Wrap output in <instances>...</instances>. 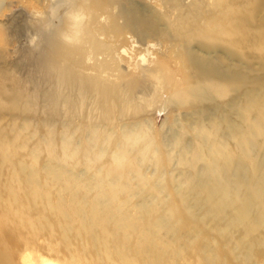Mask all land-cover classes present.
Segmentation results:
<instances>
[{
  "label": "rangeland",
  "instance_id": "obj_1",
  "mask_svg": "<svg viewBox=\"0 0 264 264\" xmlns=\"http://www.w3.org/2000/svg\"><path fill=\"white\" fill-rule=\"evenodd\" d=\"M215 1L112 0L99 19L109 32L96 33L111 51L99 58L109 59L103 72L87 53L52 52L48 31L65 0H0V89L7 83L24 100L12 107L0 93V264H150L153 254L157 264H264V225L248 233L229 203L209 214L189 183L221 160L220 143L244 160L224 119L248 126L264 149V0ZM122 9L154 33L141 40L124 16L114 25L108 14ZM202 61L251 75L214 79L196 67ZM194 84L206 87L202 105L186 102ZM91 95L109 109L95 108ZM246 95H258V106ZM109 203L117 224L94 213ZM120 218L137 233L117 230Z\"/></svg>",
  "mask_w": 264,
  "mask_h": 264
},
{
  "label": "bare ground",
  "instance_id": "obj_2",
  "mask_svg": "<svg viewBox=\"0 0 264 264\" xmlns=\"http://www.w3.org/2000/svg\"><path fill=\"white\" fill-rule=\"evenodd\" d=\"M105 2L106 3L103 4L99 0H65V3L62 4L63 6H61V2H60V4H59L61 6L60 10L58 12L53 11L54 12L53 15L56 16V18H55V20H53V22L57 23V24L60 23L62 25L58 26L59 24L58 25L56 24V26H54L52 28H50L48 26L50 28V30L48 32H50V33L52 32L51 34H53L54 43H55V45L53 46L54 50H52V52L54 54H59V55L63 56L64 59H66V60L68 59V57L73 56V54L79 56V54L82 55V53L83 54L87 53L86 55H88L89 60L95 62L97 68H102V71L106 72L107 70H105V67H108V66H106L107 64H105V61H107L109 59L108 58L106 60L104 59L101 63H99V65H98V61L100 60L99 59L100 56L107 54V53L109 54V53H111V51L109 48L106 49L104 47L103 43L101 44V42H100L101 40L99 41V39L96 35V33H97L99 36L100 35L105 36L104 33L109 32L108 29L105 28L104 26H102L99 22L100 15L101 14L103 15V12L106 10V6H110V4H112V0H105ZM67 6L69 8L66 10L80 9L83 12H85L86 16H87L86 23L84 24L82 36H81L79 42L75 43V44H71V45L66 44L65 42H63L60 39V32L63 30V28L65 26L64 12L66 10H64V8ZM229 8H231V6ZM55 9L57 10L58 8H55ZM130 13H132V12H130V11L128 12L126 9H122L121 11H119L118 16L108 14V17L111 19V22L115 25V23L117 22V19H120L122 16H124L123 18H125L126 27H128L129 29L133 28V30H138V31L140 29L144 30V31L141 30L142 33H140V35H139L141 40H142V38L146 39L147 37H149V35L151 36V34L154 33V31H153L154 27L153 26L151 27L150 25L146 24L145 22L142 23L143 21L140 22L138 20V17H136V16L131 18ZM135 13L136 12L134 11V14ZM50 16L52 17V15H50ZM51 17H49V19ZM53 22H50V25ZM208 24H210V23H208ZM37 25H38V23H37ZM48 27L46 29H49ZM57 27H59V28H57ZM115 27H117V26H115ZM112 28H113V26L110 27V29H112ZM41 29H39V30H41ZM112 62L113 61H111L110 63H112ZM208 63L209 62H206V61L203 62L202 61L201 63L196 65V67H198V68L200 67L201 69H203L205 71L215 72V75H213L214 79H218V78L225 79L226 78L227 80H231V81H239L241 78L242 80H245L244 82H247L246 80H248L249 75H251L248 73L249 71H246L248 74L247 73L241 74V72H239L241 69H239L237 66H234V67H231L229 71L227 69L225 70V73L227 75L226 76L223 72H220L217 67L215 68L213 66V64L210 65ZM49 64H50V72H51L56 67V64L53 62H51ZM112 64H113L112 66H114L115 63L113 62ZM108 65H109V67L111 66L110 64H108ZM114 67H112V68L114 69ZM112 68H110V69L108 68L109 71ZM111 71L114 72V70H111ZM149 73H151V72H149ZM219 74H221V75H219ZM64 75L66 76L67 74H64ZM214 79L212 80L214 82L213 84L218 85L219 81H216ZM248 82H250V81H248ZM78 83H80V82H78ZM209 84L212 85L211 80L209 81ZM193 86L194 87L191 89H192V92L194 93V95H196V96L193 98H187L186 102L193 103V104H195V102H196L197 104L202 105L203 102L200 98L204 97V95H202V94H205V92H206L205 88L206 87H203L200 85L196 86L195 84ZM81 87L82 86H80V88ZM96 88L97 87H95V89ZM106 89H108V88H106ZM2 92L4 95L9 96V98H10L7 100L6 105L10 104L12 107H18L19 105H22L21 103L24 100L22 99L21 94H19V93L13 94L12 89L8 86L7 83H3V86L0 89V93H2ZM258 94H260V91L258 92ZM198 95H201V96L198 97ZM189 96H190V92L188 93V97ZM257 96L258 95H256L254 100H253V97H249V95H246V98H247L248 102L251 101V102H253L254 106H258L257 104L260 100H259V97H257ZM2 100H4V99H2L0 97V105H2L1 104ZM203 101L211 102L212 100L206 99V97H205ZM56 102L57 101H53L51 103V106L56 104ZM90 102H92V105L95 108H98L99 110L100 109L104 110V112H106V110L109 109L108 108V106H109V104H108L109 100L108 99L100 100L98 98H94L91 95L90 96ZM140 106H141V103L139 102V103H136L134 105H131V107H130V105H128L127 108H128V110L131 111V109L136 110ZM235 106H236L235 102H232L225 107L233 108ZM53 107H55V106H53ZM242 116H240V115L237 116L236 120H238V119L240 120ZM221 119H224V116L221 117ZM223 121L224 122L221 125L227 126L228 130L230 131L229 134L231 136L233 135L232 136L233 138H236V147H237L236 149H238L240 157L244 158V160H242V161L237 160V158L234 157V155H232L231 152L227 151L224 143H220L215 148L216 149L215 152L220 154L221 157H219V159H221V160L220 161L214 160L211 163V165H208L209 164L208 163L207 165L204 164L203 166L202 165L200 166L198 163L202 160L201 154L198 152L196 154L194 153L195 154L194 160L198 164L197 166L194 165V168L200 166V169H198L197 174L189 182L190 188L194 189V192H196V197L198 196L200 198V200L202 199V197H204V203L210 205V211L208 212L209 214H215L216 212L224 213L225 212L224 209L228 205V203L233 204L236 210H235V214H234L235 217L232 221L235 220L237 222H241V224H243V226L247 229V232L250 233V232H252L251 230L255 229L256 227L259 226V228H261V226L264 225V176L261 177V175H260V174H264V149L261 151V147H259L257 143L255 144L254 138H252L253 134H252V132H250L251 130L248 126L242 127L240 121L238 123H235L231 119H228V120L224 119ZM209 151H212V150H209ZM185 155H183L184 158H185ZM260 156H263V160H262L261 164H259V161H256L257 158H260ZM249 164H251V166ZM249 168L251 171L249 170ZM250 172L252 174V177L250 179H248V175ZM111 205L112 204L109 203L106 206L108 208L106 211V210L101 209L100 204H97L94 206V213H95V215H99V214L103 213V215H105L104 218L106 220L114 221L117 224L119 217L116 216V214L112 213L113 211L110 210ZM252 216H253V219L257 218L256 223L254 225H250V220H251L250 217H252ZM120 219L122 220V222L119 223V225H117L118 226L117 230H121L122 232H129V231L131 232L132 231L134 233L137 230H139V227H137L133 222H130L124 218H120ZM229 221H230L229 224H233L231 219ZM167 226H168L167 223L162 219L159 220L156 224V228H159V229H164ZM141 232L145 233L143 236V239L146 241L149 237L148 236L149 232H145V231H141ZM123 246H125V245L123 244ZM140 246H143V244H141ZM154 247L157 249L156 245ZM157 251H158V249H157ZM174 253H177V252L174 251ZM155 255L153 254L152 260L148 259V261L149 260L151 261L150 264H157V263L162 262V261H160V260H162V258L160 256H155ZM157 255H159V254H157ZM210 258H212V257L206 258V256L204 255V259L209 260ZM41 261H42V263H41ZM39 263H41V264H54L50 260H46V259L43 260V258L40 260ZM27 264H28V262H27ZM31 264H32V260H31Z\"/></svg>",
  "mask_w": 264,
  "mask_h": 264
},
{
  "label": "clouds",
  "instance_id": "obj_3",
  "mask_svg": "<svg viewBox=\"0 0 264 264\" xmlns=\"http://www.w3.org/2000/svg\"><path fill=\"white\" fill-rule=\"evenodd\" d=\"M86 19V13L80 9L66 10L64 12L65 26L60 32V39L69 45L78 43L82 36Z\"/></svg>",
  "mask_w": 264,
  "mask_h": 264
}]
</instances>
